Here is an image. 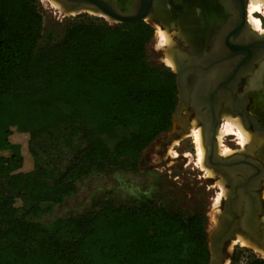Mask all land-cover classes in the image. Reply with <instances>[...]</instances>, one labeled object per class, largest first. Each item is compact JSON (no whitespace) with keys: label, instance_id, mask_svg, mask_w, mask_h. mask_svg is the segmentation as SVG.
<instances>
[{"label":"trees","instance_id":"1","mask_svg":"<svg viewBox=\"0 0 264 264\" xmlns=\"http://www.w3.org/2000/svg\"><path fill=\"white\" fill-rule=\"evenodd\" d=\"M42 27L39 0H0V264H208L201 215L105 201L48 229L17 217L62 203L94 171H135L178 103L175 75L148 60L144 22L84 20L39 47Z\"/></svg>","mask_w":264,"mask_h":264},{"label":"flooded vegetation","instance_id":"2","mask_svg":"<svg viewBox=\"0 0 264 264\" xmlns=\"http://www.w3.org/2000/svg\"><path fill=\"white\" fill-rule=\"evenodd\" d=\"M114 1L120 7L118 10L123 11L120 5L133 0ZM249 2L250 0H152L148 19L144 23L152 29L159 25L170 34L181 31L179 26H182V32L188 40L174 36L175 47L182 56L186 51L192 64L208 68L212 61L224 56L225 49L220 45L222 38L234 32H240L242 37H247L248 31L242 27L240 21L244 12L248 26ZM227 65L226 62L219 63L217 68H213L200 79L199 72L191 74L189 86L195 106H199L198 97L203 94V90L206 91L204 96L208 102L200 110L191 107L184 114L190 116L188 134L191 123L196 118V127L202 130L205 138L207 135L211 137L212 130H215L214 154L220 159H229L231 163L227 172L221 168L213 169L217 177H223L224 189L228 194L223 198L222 211L236 214V225L241 231L238 233L253 238L254 231L260 238L264 237V61L239 68L235 72L234 80L215 92L216 83L221 84V80L232 73V68L227 70ZM223 113L230 114L236 120L240 118L242 127L250 135L248 143L241 145L236 135L232 134L234 138L228 141L232 147L237 148H227L230 154L226 157L217 155L216 152V133L222 127ZM207 139L205 143L208 146L210 140ZM190 141L193 144L192 139ZM206 153L208 155L207 150ZM235 237L236 234L232 238Z\"/></svg>","mask_w":264,"mask_h":264},{"label":"rangeland","instance_id":"3","mask_svg":"<svg viewBox=\"0 0 264 264\" xmlns=\"http://www.w3.org/2000/svg\"><path fill=\"white\" fill-rule=\"evenodd\" d=\"M39 3L43 16L39 47L60 41L65 30L70 25L80 21L95 20L108 26L117 25L109 22L107 19L105 20L104 17L101 18L98 15H91L85 12L62 16L58 11H55L45 4L43 0H39ZM253 18L260 21V28L264 30L263 7L259 13L253 14ZM157 26V28H151L153 36L147 45L148 60L161 70H166L174 74L171 68L166 67L162 63L163 58L169 56L165 52L168 46H163L160 37L157 36L165 31L171 40L174 41L172 42V47L176 44L174 36L183 40H188V38L181 37L179 35L180 31L169 34L166 29L164 30L159 25ZM60 107L65 113L70 112V109L64 105ZM192 122H195L194 130H197V118ZM225 123L223 118L222 126ZM173 129L174 125L171 120L168 131L160 134L142 152L135 171L129 169L120 170L113 167H107L102 171H94L88 176L76 181L74 183V193L65 198L62 203L58 205H52L50 203L41 204L39 206L41 213L37 217L25 214V209L19 211L17 217L28 222L38 223L43 228L48 229L58 219L84 215L97 210L98 207L96 204L100 202L108 201L115 206L129 207L144 203L152 207H163L168 211L184 217L195 215L203 216L208 242V238L212 234V232H209L212 221L217 213H219V217L222 213L221 205L223 196L220 195L222 191H225L224 182L221 183V180L223 181L224 179H222V176L217 177L216 172L211 168L215 173L213 178H208L198 168L196 164V149H194L195 145L190 141L192 137H187L190 135L191 130L189 134L185 135L186 138L183 136V139L175 140L174 142H177L176 145H172L173 142L169 144L167 137ZM135 131L136 128L134 127H120L117 129V134L121 138H127ZM233 138L232 135L225 137L223 139L224 147L222 148H237L232 147L230 141H228ZM221 186L223 187L222 191ZM262 190L264 191V187ZM262 195L264 197V192ZM217 197H220V200L218 204H215L218 199ZM234 251L239 252L237 264H246L249 257L260 259L251 249L235 245L230 252L227 251L228 264H230V258Z\"/></svg>","mask_w":264,"mask_h":264},{"label":"water","instance_id":"4","mask_svg":"<svg viewBox=\"0 0 264 264\" xmlns=\"http://www.w3.org/2000/svg\"><path fill=\"white\" fill-rule=\"evenodd\" d=\"M52 1L58 3L62 8V11L66 14H81L83 11H91L94 14L104 16L109 22L115 24H134L138 22H145L152 5V0H133L130 3L120 5L123 8V11H120L118 10L120 7L114 0ZM240 23L243 28L247 29V37H242L240 32H234L232 35L222 38L220 45L225 49L223 52L224 56L220 59L212 61L210 67L208 68L192 64V62L188 59L189 56L186 51L182 56V54H180V50L175 46L166 51V54L170 56L174 63L178 99L177 106L171 119L174 129L167 137V141L169 143H172L175 140H180L183 136L188 134L190 116L184 113H186V111H188L191 107L194 110H200L208 102L207 98L204 96L206 91L203 90L201 91L203 94L198 97L199 106H195L194 99H192L191 88L189 86V79L192 73L199 72L198 78L200 79L201 77H204L203 75L208 74V72H210L213 68H217L219 63L226 62L228 64L227 70L232 68V73L225 79H222L221 84L219 83L220 85L216 83V92L218 89H223L234 80L235 72L239 68H245V66L250 63H260L264 61V35H259L258 33L248 29L244 18V12ZM177 52L178 54L175 55ZM214 136L215 130H212L211 137L207 135L205 138L210 140V144L208 146L205 143L206 150L208 151V155L207 153L205 155L206 166L212 169L221 168L227 172L231 163L229 159H220L214 154ZM214 159L215 162H213ZM236 222L235 213L222 211L216 229L208 238V251L210 255L208 264H225L228 260L227 245L231 241L234 234L241 232L240 228L237 227ZM253 230L254 228H252V231ZM252 233L254 237H250L248 240L256 247L264 251V237L259 238L254 234V231Z\"/></svg>","mask_w":264,"mask_h":264},{"label":"bare ground","instance_id":"5","mask_svg":"<svg viewBox=\"0 0 264 264\" xmlns=\"http://www.w3.org/2000/svg\"><path fill=\"white\" fill-rule=\"evenodd\" d=\"M43 1L45 4H47L52 9H54L55 11H58L62 16L76 15L75 13H72V14L64 13L62 11V8L60 7V5L58 3L52 1V0H43ZM262 7L264 10V0H250L248 8H247V24L252 31H257L258 33L264 35V30H262L260 28V21L258 19L253 18V14L259 13V11H261ZM84 12L89 13L91 15H98V14H94L91 11H83L81 13H84ZM99 16L101 18L104 17L102 15H98V17ZM105 20H106V18H105ZM179 29L181 30L179 35L183 38H187L186 35L182 32V30H184L182 28V26H179ZM156 36H157V34H156ZM157 37H160L161 43L163 46H168V49H170L172 47V45H173L172 42H174V41L171 40L170 36L165 31L160 33L159 36H157ZM158 42H160V41H158ZM158 47H160V46H158ZM164 48H166V47H164ZM162 61H163L162 63H164V65H166V67L174 70V63L169 56H166L165 58H163ZM261 110H262V108H261ZM222 118H224L226 123L223 126L221 125L222 127L219 128V130L216 133V141H217L216 152H217V155L226 157L227 155L229 156L230 150L227 148H222L223 147V139L225 137H227L228 135L235 134L236 137L239 139L240 144L243 145L245 142L248 143V141L250 140V135L242 127L240 118H238L237 120H233L231 115L227 114V113H223ZM193 121H195V119ZM194 125H195V122H192L191 126H190L191 132H190V135L187 137H192V139H193V143H194L195 149H196V157H197L196 164H197L198 168L202 172H204L208 178H211V177L213 178L215 172L213 170H211L210 168H208L206 166V163H205L206 147H205L204 134H203L201 129L194 130ZM184 138H186V136ZM176 144H177V142H173L172 145H176ZM223 182H224V180L223 181L221 180V183H223ZM219 185H221V184L219 183ZM222 188L223 187L221 186V191H222ZM226 195H228V194L225 191H222L220 196H223V198H225L224 196H226ZM219 200H220V197L217 199L215 204H218ZM219 218H220L219 213H217L216 217L212 221V225L209 228V232H213L216 229L218 222H219ZM228 244H229L228 248H227L228 252H230L232 250L233 246L240 245L241 247L243 246V247H247V248L251 249L257 255V257L264 260V251H262L261 249L256 247L253 243H251L248 240L247 236L242 235L241 233H237L236 237L233 238ZM228 262L229 261L227 260L225 262V264H228Z\"/></svg>","mask_w":264,"mask_h":264}]
</instances>
